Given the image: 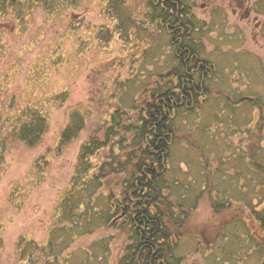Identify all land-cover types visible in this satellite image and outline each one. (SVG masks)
<instances>
[{
  "label": "rangeland",
  "instance_id": "374dc122",
  "mask_svg": "<svg viewBox=\"0 0 264 264\" xmlns=\"http://www.w3.org/2000/svg\"><path fill=\"white\" fill-rule=\"evenodd\" d=\"M188 1L201 25L194 38L214 68L212 91L219 97L175 119L166 192L184 227L174 255L178 264H261L240 223L221 225L226 210L215 204L236 202L235 188L253 204L264 192V173L247 145L255 142L262 149L254 151L264 152V121L258 126V111L235 101L250 91L264 94V15L255 10L258 0ZM25 4L22 12L0 18V114L5 120L30 108L45 116L47 128L32 147L16 141L7 146L0 176V264L15 263L21 236L44 242L58 197L75 175L99 178L97 191L105 193L121 178L114 156L122 157L132 133L115 125L112 115L135 125L141 99L175 63L167 37L148 20L146 0ZM73 115L81 128L59 143ZM109 126L114 134L109 131L107 144L81 166L82 146L93 138L103 143ZM247 128L256 139L244 133ZM105 236L107 264H117L128 243L118 227L76 238L74 246ZM239 240L243 247L234 250Z\"/></svg>",
  "mask_w": 264,
  "mask_h": 264
},
{
  "label": "trees",
  "instance_id": "16d2710c",
  "mask_svg": "<svg viewBox=\"0 0 264 264\" xmlns=\"http://www.w3.org/2000/svg\"><path fill=\"white\" fill-rule=\"evenodd\" d=\"M25 2L27 0H0V18L3 14L22 12ZM146 7L148 20L167 37L175 63L165 74L157 76L149 96L141 99L135 125L126 126L119 113L118 117L112 115L115 125L132 133L127 146H121V149L126 148L125 152L121 151L122 157L118 156L119 152L114 156L121 178L105 193L97 191L101 184L99 178L75 175L70 188L58 197L53 222L44 242L21 236L16 243L14 264H107L109 237H99L88 246L75 247L74 243L76 238L112 226L125 232L128 239L117 264H178L174 255L176 237L184 222L166 192L175 119L183 113L193 112L203 101L217 98L219 94L212 91L214 68L201 56V46L194 38L201 25L191 13L189 1L146 0ZM254 7L264 15V0H258ZM260 25V32L264 35V19ZM257 94V90L250 91L239 95L235 101L257 110L260 126L264 121V94ZM18 112L15 118L5 115V120L0 114V176L7 146L16 141L32 147L41 140L47 128L45 116L38 111L28 108ZM71 117L72 122L60 132L59 143L68 142L77 135L76 129L81 128V123L73 122L76 115ZM109 131L114 134L112 126H109L103 143L93 138L82 146L81 166L86 163L88 155L107 144L111 135ZM244 133L250 134V129ZM249 136L256 139L252 134ZM123 140L122 137L120 142ZM247 145L252 162L264 173V152H260L261 155L254 151L262 147L255 142ZM236 189L237 195L232 196L236 202L217 201L215 204L216 209L223 207L226 210L221 225L239 222L249 245L253 244L255 256L260 254L261 264H264V192L255 197L257 200L253 204L245 198L246 192ZM224 197L227 199L226 194ZM239 241V248L234 250L243 247V241ZM1 244L0 241V247Z\"/></svg>",
  "mask_w": 264,
  "mask_h": 264
}]
</instances>
